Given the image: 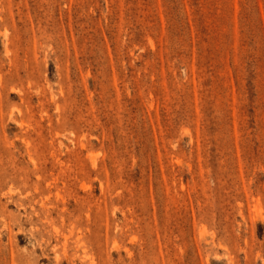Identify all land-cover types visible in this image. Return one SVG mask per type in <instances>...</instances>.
Masks as SVG:
<instances>
[{"label": "rangeland", "instance_id": "obj_1", "mask_svg": "<svg viewBox=\"0 0 264 264\" xmlns=\"http://www.w3.org/2000/svg\"><path fill=\"white\" fill-rule=\"evenodd\" d=\"M0 264H264V0H0Z\"/></svg>", "mask_w": 264, "mask_h": 264}]
</instances>
